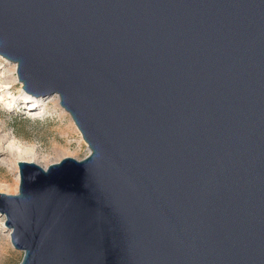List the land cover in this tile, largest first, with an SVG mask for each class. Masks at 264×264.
Masks as SVG:
<instances>
[{"label": "water", "instance_id": "obj_1", "mask_svg": "<svg viewBox=\"0 0 264 264\" xmlns=\"http://www.w3.org/2000/svg\"><path fill=\"white\" fill-rule=\"evenodd\" d=\"M0 57L88 148L17 162L18 264H264V0H0Z\"/></svg>", "mask_w": 264, "mask_h": 264}, {"label": "rangeland", "instance_id": "obj_2", "mask_svg": "<svg viewBox=\"0 0 264 264\" xmlns=\"http://www.w3.org/2000/svg\"><path fill=\"white\" fill-rule=\"evenodd\" d=\"M14 64L0 57V193L17 194V162H34L46 168L61 159L81 160L88 148L58 97H31L21 90ZM34 99L39 106L29 114ZM26 151V152H25ZM0 215V264H18L23 253L13 249Z\"/></svg>", "mask_w": 264, "mask_h": 264}, {"label": "bare ground", "instance_id": "obj_3", "mask_svg": "<svg viewBox=\"0 0 264 264\" xmlns=\"http://www.w3.org/2000/svg\"><path fill=\"white\" fill-rule=\"evenodd\" d=\"M15 66V65H14ZM41 100L40 99H34L33 100V102L32 103H30V104H28V106L30 107V109H29V114L30 113H32L33 111H35V109L34 108H36V107H38L39 106V102H40ZM26 152V151H25ZM20 162V161H19ZM22 162H26V161H23L22 160ZM28 163H34V162H28ZM34 164H36V163H34ZM36 165H38V164H36ZM39 166V165H38ZM41 167V166H40ZM43 168V167H42ZM45 169V168H44ZM0 194H3V193H0ZM7 195V194H6Z\"/></svg>", "mask_w": 264, "mask_h": 264}]
</instances>
